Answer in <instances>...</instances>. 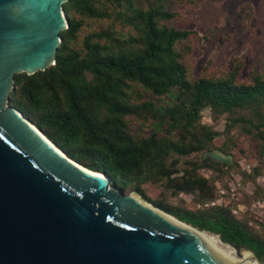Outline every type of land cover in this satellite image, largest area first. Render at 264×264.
<instances>
[{
  "label": "trees",
  "instance_id": "obj_1",
  "mask_svg": "<svg viewBox=\"0 0 264 264\" xmlns=\"http://www.w3.org/2000/svg\"><path fill=\"white\" fill-rule=\"evenodd\" d=\"M169 1L189 0H67L68 27L60 32L55 64L33 75L15 74L9 105L68 157L107 175L123 192L131 188L150 201L143 187L158 186L174 196L191 193L206 205L221 196L200 171L223 175L239 162L188 157L208 147L229 155L234 145L228 135L237 125L264 157V70L242 80L243 63L236 60L219 76L194 75L196 32L172 25L180 16L169 10ZM205 108L227 114L219 144L213 128L200 122ZM180 163L184 168L178 171ZM243 174L253 181L261 175L257 168ZM221 203L190 211L153 202L264 261V234Z\"/></svg>",
  "mask_w": 264,
  "mask_h": 264
},
{
  "label": "water",
  "instance_id": "obj_2",
  "mask_svg": "<svg viewBox=\"0 0 264 264\" xmlns=\"http://www.w3.org/2000/svg\"><path fill=\"white\" fill-rule=\"evenodd\" d=\"M66 2L0 0V264H229L195 228L84 168L9 105L15 74L55 64Z\"/></svg>",
  "mask_w": 264,
  "mask_h": 264
},
{
  "label": "rangeland",
  "instance_id": "obj_3",
  "mask_svg": "<svg viewBox=\"0 0 264 264\" xmlns=\"http://www.w3.org/2000/svg\"><path fill=\"white\" fill-rule=\"evenodd\" d=\"M168 8L180 16L179 20L172 23L174 27L196 32L190 55L194 75L219 76L230 69L236 60L243 63L242 80H245L250 72L264 70V0H189L185 4L169 1ZM200 117L202 124L210 126L218 134L216 137L218 144L225 139L224 126L227 114H217L205 108L201 111ZM133 129L139 130L136 127ZM228 136L234 145L229 155L208 147L188 158L194 160L202 154L211 153L221 160L231 162L235 158L238 160L237 167L233 166L229 173L219 175L214 170H201L200 173L209 180H214L216 187H224L231 181L234 184L239 183L242 189L237 190V195L225 199L221 204L234 218L247 224L253 232L263 235L264 157L259 156L256 143L243 135L238 125L230 130ZM240 157L253 162L250 173L245 172V174H252L255 168L260 171L261 175L255 181L244 176L241 163L245 162L238 159ZM176 168L181 171L184 165L180 163ZM143 188L144 194L150 201L145 200L131 188H127L124 193L133 192L164 213L166 212L157 208L153 202L159 201L166 207L190 211L211 206V203L202 205L199 198L191 193L174 196L170 191H162L158 186L145 185ZM237 255L242 262L259 264L254 259L250 260L251 256L243 257L238 252Z\"/></svg>",
  "mask_w": 264,
  "mask_h": 264
},
{
  "label": "bare ground",
  "instance_id": "obj_4",
  "mask_svg": "<svg viewBox=\"0 0 264 264\" xmlns=\"http://www.w3.org/2000/svg\"><path fill=\"white\" fill-rule=\"evenodd\" d=\"M168 218L173 221L174 223L183 226V227H189L186 226L178 221H176L171 216L167 215ZM190 229V228H189ZM192 230V229H190ZM192 232L220 259L224 260L225 262L229 264H248L245 262H242L239 260L236 250L229 246L228 244L223 243L217 236L208 234L203 231H198L196 229L192 230ZM243 257L251 256V254L248 251L242 250L238 252ZM254 259L252 256L250 257V260ZM255 260V259H254ZM256 261V260H255ZM255 264V263H251Z\"/></svg>",
  "mask_w": 264,
  "mask_h": 264
},
{
  "label": "built area",
  "instance_id": "obj_5",
  "mask_svg": "<svg viewBox=\"0 0 264 264\" xmlns=\"http://www.w3.org/2000/svg\"><path fill=\"white\" fill-rule=\"evenodd\" d=\"M241 166H242V170L245 171V172H250V165L246 164V163H241ZM237 187H238V184H234L233 181H231L229 184H228V188L229 190L226 191L224 188L222 187H219V194L221 196L220 199H218L216 202H212L211 205H215V204H220L222 202V199L224 196H228L230 198H234L236 195H237Z\"/></svg>",
  "mask_w": 264,
  "mask_h": 264
}]
</instances>
